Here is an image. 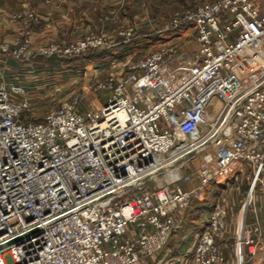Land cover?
<instances>
[{"label":"built area","instance_id":"1","mask_svg":"<svg viewBox=\"0 0 264 264\" xmlns=\"http://www.w3.org/2000/svg\"><path fill=\"white\" fill-rule=\"evenodd\" d=\"M191 29L197 47L179 73L167 49L150 53L118 79L94 80L99 107L81 110L84 97L75 95L41 121L23 118L24 87L2 79L9 60L34 58L31 34L0 42V264H152L171 249L192 203L239 180L248 184V206L241 228L233 220L231 247L236 264L256 263L264 231V204L256 208L258 193L264 200V1L215 0L177 13L158 33ZM120 35L134 38L131 29ZM101 45L81 41L63 55ZM227 205L222 194L190 254L157 264H228Z\"/></svg>","mask_w":264,"mask_h":264},{"label":"rangeland","instance_id":"2","mask_svg":"<svg viewBox=\"0 0 264 264\" xmlns=\"http://www.w3.org/2000/svg\"><path fill=\"white\" fill-rule=\"evenodd\" d=\"M213 1L13 0L10 10L0 13L1 21L16 28L15 39L25 41L29 37L26 33L31 34L30 49L33 50L34 58L30 62L9 60V74L2 79L24 87L29 110L23 118L41 121L75 95L84 97L81 110L89 108V105L97 107L98 101L91 92L94 80L118 79L130 64L141 61L150 53L167 49L173 56L171 65L174 73L185 68L188 62L182 61L181 54L177 55L180 45L166 44L170 41L166 37L168 34H159L158 31L177 13ZM129 29L133 31L134 38L130 43H125L120 33ZM186 36L191 40L196 38L192 29ZM98 40L103 41L98 49L93 48L71 57L63 55V50L74 43ZM138 40L145 42L143 47L135 46L134 42ZM149 46L152 48H144ZM53 48L56 51L51 54L50 49ZM185 54L190 55V51ZM5 65L0 60V71ZM232 188L228 192L214 190L202 202L192 203L185 212L180 238L177 243L174 244L175 240L170 243L171 249H182L184 246L189 249L191 241L218 205L222 194L226 196L229 207L228 236L234 237L233 220H237L243 206L248 184L239 180ZM247 218L250 222L254 221L251 214ZM230 243L233 244V239ZM222 250L228 264H236L232 247L230 255ZM257 252L255 262L260 264L264 261V250L258 249Z\"/></svg>","mask_w":264,"mask_h":264},{"label":"crops","instance_id":"3","mask_svg":"<svg viewBox=\"0 0 264 264\" xmlns=\"http://www.w3.org/2000/svg\"><path fill=\"white\" fill-rule=\"evenodd\" d=\"M13 4V0H0V13H6L8 11V9L10 10V5ZM2 17L0 15V42L2 41H13L16 38V28L9 25V23L7 22H2ZM188 33L187 31H179L170 35H167L166 37L170 38V41L165 42L166 44H171V45H180V49H179V53H177V55L181 54V58L183 59L182 61H186L189 62L191 59V56L188 54H185L186 52H191L193 50L196 49L197 47V43L194 40L188 39L189 37L186 36V34ZM143 42L141 40L135 41L134 43L136 44V47H143ZM145 43V42H144ZM132 48V47H130ZM147 49L152 48V46L149 47H144ZM128 49V48H127ZM125 49V50H127ZM145 50V49H142ZM119 52V51H118ZM264 204V200L261 198V196L259 195V193L257 194V199H256V208L257 211L260 212L262 211V206ZM247 206L248 204H246L245 206H243V208L241 209L238 217H237V222L239 227L241 228L244 220H245V216L247 213ZM191 233V232H190ZM180 238V235L175 236L172 241H174V244L177 243L178 239ZM183 239V238H182ZM231 237L226 236L225 239L222 240L223 243V248L225 250V252L227 254H231V246L232 244L230 243ZM191 245L190 247H188L189 249H186V246H184L182 249H166L164 253L161 254L160 257H158L157 259H155V261H153L152 264H157L162 258L165 257V255H172V256H178V255H182V254H190V252H192L193 249L192 245H193V241H191ZM176 245H172V247H175ZM180 246H177L176 248H179ZM259 249H263L264 250V231H263V239L261 240V245L259 247ZM256 264V263H255ZM260 264H264V261Z\"/></svg>","mask_w":264,"mask_h":264},{"label":"bare ground","instance_id":"4","mask_svg":"<svg viewBox=\"0 0 264 264\" xmlns=\"http://www.w3.org/2000/svg\"><path fill=\"white\" fill-rule=\"evenodd\" d=\"M97 105H98V107H99V104H97ZM215 107H216L217 109H219V108H220V104H216Z\"/></svg>","mask_w":264,"mask_h":264}]
</instances>
